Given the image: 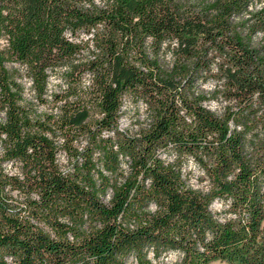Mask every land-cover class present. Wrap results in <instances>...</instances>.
I'll return each mask as SVG.
<instances>
[{"label":"trees","instance_id":"trees-1","mask_svg":"<svg viewBox=\"0 0 264 264\" xmlns=\"http://www.w3.org/2000/svg\"><path fill=\"white\" fill-rule=\"evenodd\" d=\"M253 1L0 0V264H165L170 254L166 264H264V45L251 42L264 6L253 12ZM80 33L93 49L79 70L90 75L84 96L32 116L7 64L23 66L41 97L47 71L81 50ZM209 76L235 105L222 115L193 87ZM125 95L147 111L136 134L118 129ZM184 158L206 191L186 183ZM213 200L228 216H214Z\"/></svg>","mask_w":264,"mask_h":264},{"label":"rangeland","instance_id":"rangeland-1","mask_svg":"<svg viewBox=\"0 0 264 264\" xmlns=\"http://www.w3.org/2000/svg\"><path fill=\"white\" fill-rule=\"evenodd\" d=\"M264 6V0L253 1L250 9L253 12L259 11L261 7ZM264 12V11H263ZM251 14H245L239 17L238 20L246 21L248 24L253 22L254 17H249ZM264 15V13H263ZM89 37L86 33H80L78 39L81 40L82 48L81 50L73 56V58L67 62L65 65L59 66L55 69L48 70V81L46 86V91L41 97H37L36 92L33 90L29 77L27 76L26 70L20 64L8 63L7 67L12 71V74L16 81L21 85V97L19 104L23 105L29 114L32 116L48 113L57 112L58 107L64 102V100H75L77 97L84 96L85 90L90 82V75L88 73L79 76V70L85 67L84 63L93 56L92 47L90 46L86 38ZM251 42L253 45H264V31L256 32L251 35ZM174 57L172 55L171 47H165L161 52L159 62L164 68H170L173 64ZM71 64H76L73 69H68ZM215 66L211 72H214ZM194 89L202 92L205 96L203 105L211 110L212 112L222 115L226 108H234L235 105L233 101L227 100L224 95L223 88L213 77H208L206 80L198 79L194 82ZM99 116L96 111L91 112V118L89 123ZM4 115L0 111V118ZM148 124V116L145 106L141 101H134L129 95H125L122 98V105L119 111L118 118V129L125 130L130 134H136L141 128H144ZM77 139L73 141V147L81 149L86 142V136L79 134ZM57 146V160L63 169L70 167V162L73 161L72 157L67 155L63 147L58 141ZM2 153V144L0 142V156ZM97 155L96 153L94 154ZM162 158L169 160L167 154H162ZM182 160L181 171L182 176L192 188L206 191L209 188V182L206 179L201 168L195 164L190 158H184ZM121 166L127 169L126 159H122ZM2 168L7 173H17L18 164L17 163H3ZM108 195L103 197L104 201L108 200ZM14 198L18 202H22L23 197L13 192ZM226 205L220 200H213L210 204V210L214 216L218 219H222L228 216ZM173 258V254L163 258L160 262L167 263ZM132 264V259L128 260ZM155 262V261H154ZM210 264H228L225 261L215 260Z\"/></svg>","mask_w":264,"mask_h":264}]
</instances>
